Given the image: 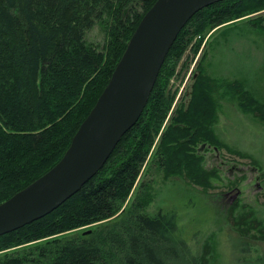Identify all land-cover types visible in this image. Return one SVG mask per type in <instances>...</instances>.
<instances>
[{"label": "trees", "instance_id": "1", "mask_svg": "<svg viewBox=\"0 0 264 264\" xmlns=\"http://www.w3.org/2000/svg\"><path fill=\"white\" fill-rule=\"evenodd\" d=\"M156 1L0 0V204L62 159ZM263 10L264 0H221L195 13L169 50L141 117L105 165L53 211L0 235V264H224L212 242L191 249L177 210L148 209L161 172L207 191L215 187L212 178L221 179L218 168L204 169L195 150L199 142L224 146L213 127L223 98L239 101L264 122V92L239 76L214 73L211 52L197 65L188 100L168 119L178 94L172 79L187 51L184 70L208 31L228 24L210 40L212 49L220 35L230 42L229 32L239 26L229 22ZM249 21L264 32L262 15ZM242 37L249 39L242 31L236 39ZM245 208L236 216L232 210V224L241 236L264 240V220L250 218Z\"/></svg>", "mask_w": 264, "mask_h": 264}, {"label": "rangeland", "instance_id": "2", "mask_svg": "<svg viewBox=\"0 0 264 264\" xmlns=\"http://www.w3.org/2000/svg\"><path fill=\"white\" fill-rule=\"evenodd\" d=\"M259 15L264 17V10L229 22L239 26L229 32L230 42L224 43L223 37L226 34L220 35V43L213 44L215 46L212 49L209 46L210 40L228 24L208 31L205 38L207 43L204 42L188 69L184 70V62L191 59L188 58L190 50L187 51L178 67L177 76L172 79L173 88H178V94L168 119L182 100H188L193 75L205 52L208 56L211 52L210 61L214 73H222L230 79L239 76L245 82L248 81L253 90L264 92V32L256 29L249 21ZM241 31L249 35V39L242 37L238 41L236 38ZM253 40L261 43L257 45ZM220 105L219 117L213 127L223 139L224 146L199 142L195 153L202 157L204 169L218 168L221 179L212 178L215 187L207 191L201 184L187 177H167L161 172L156 175L148 210L155 212L159 207L177 210L181 230L194 251L212 242L216 253L225 259L224 264H246V258H251L250 264H260V260L264 263V240L241 236L231 219L232 210L236 216L244 212L246 207V211L251 213L250 218L264 220V122L252 113L245 112L246 108L235 99L225 97ZM239 149L252 154L256 159L238 155L236 151ZM137 188L133 190L124 208L129 205ZM115 217L82 227L76 232L81 234L97 229L103 223L114 221ZM251 234H257V230L252 229ZM253 256L259 257L256 259Z\"/></svg>", "mask_w": 264, "mask_h": 264}, {"label": "water", "instance_id": "3", "mask_svg": "<svg viewBox=\"0 0 264 264\" xmlns=\"http://www.w3.org/2000/svg\"><path fill=\"white\" fill-rule=\"evenodd\" d=\"M221 0H157L145 13L62 159L0 204V235L53 211L105 165L141 117L165 58L195 13Z\"/></svg>", "mask_w": 264, "mask_h": 264}, {"label": "bare ground", "instance_id": "4", "mask_svg": "<svg viewBox=\"0 0 264 264\" xmlns=\"http://www.w3.org/2000/svg\"><path fill=\"white\" fill-rule=\"evenodd\" d=\"M169 53V52H168ZM167 57V56H166ZM166 59V58H165ZM165 62V61H164ZM164 64V63H163ZM163 66V65H162ZM161 71V70H160ZM160 73V72H159ZM158 78V77H157ZM3 235V234H2Z\"/></svg>", "mask_w": 264, "mask_h": 264}]
</instances>
